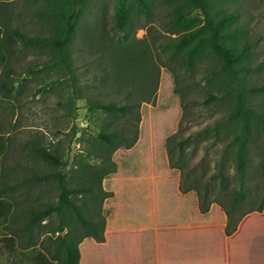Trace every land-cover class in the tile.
<instances>
[{
    "label": "rangeland",
    "instance_id": "1",
    "mask_svg": "<svg viewBox=\"0 0 264 264\" xmlns=\"http://www.w3.org/2000/svg\"><path fill=\"white\" fill-rule=\"evenodd\" d=\"M59 3L67 7L61 16L65 20L81 9L80 0ZM123 3L129 7L133 23L120 29L117 13ZM137 3L139 0H90L69 45L67 60L71 64H63L53 60L48 47H25L20 41L11 46L7 41L15 28L31 36L55 33L56 20L48 23V17L39 13L49 9V1L0 0V21L10 20L12 28L0 26L1 236L7 231L3 224L13 220L7 211L14 203L32 210L57 201V180L39 183L34 175L67 171L69 186L79 187L85 180L78 171L95 176L92 172L102 165L98 159L102 155H110L112 172L121 176H173L181 190L195 182L201 193L203 221L223 224L220 228L214 225V234L225 231L232 235L239 227L264 225V132L255 124L249 127L251 140L246 144L241 185L235 140L241 127L231 118L241 92L247 107L264 114V91L257 92L264 87V0L216 2L221 15L235 17L227 22L228 45L246 49L239 83L231 82L221 71V63L210 55L204 53L190 69L181 59L182 53L174 54L173 46L167 45L195 29L191 25L204 24L199 10L186 17L188 22L177 23L184 11L179 1L148 0L149 14ZM172 30L179 32L171 34ZM6 81L15 85L11 92L2 87ZM96 102L127 105L129 110L109 113L91 107ZM100 132L119 133L126 140L111 149L100 142ZM35 145L60 155L67 165L53 168L34 157ZM160 181L155 183L160 185ZM102 182L101 187L90 182L98 195L95 211L103 200L98 193L103 191ZM240 190L244 196L234 205ZM76 199L85 200L86 194L76 195ZM85 216L90 217L87 212ZM72 217L78 226L75 215ZM229 246L231 264H240L239 242L232 240ZM215 264H221L220 260Z\"/></svg>",
    "mask_w": 264,
    "mask_h": 264
},
{
    "label": "crops",
    "instance_id": "2",
    "mask_svg": "<svg viewBox=\"0 0 264 264\" xmlns=\"http://www.w3.org/2000/svg\"><path fill=\"white\" fill-rule=\"evenodd\" d=\"M112 173L104 177L103 191L98 192L103 200L94 215L96 234L83 230L80 264H215L218 260L231 264L232 240L242 249L240 264H264L263 223L239 227L232 235L214 234V225L223 224L203 221L195 182L181 190L173 176ZM159 179L160 185L155 183ZM170 201L174 203L169 207ZM26 210L14 203L7 211L13 220L3 224L7 231L0 235V264H58L62 252L55 242L58 233L48 238L39 230L28 234ZM45 241L49 243L44 246Z\"/></svg>",
    "mask_w": 264,
    "mask_h": 264
},
{
    "label": "trees",
    "instance_id": "3",
    "mask_svg": "<svg viewBox=\"0 0 264 264\" xmlns=\"http://www.w3.org/2000/svg\"><path fill=\"white\" fill-rule=\"evenodd\" d=\"M49 9L39 11L40 14L48 17V23H51V19L56 20L52 30L55 33L51 35H29L23 32L19 28L13 29V35L7 37V41L11 46L17 41L25 47H48L52 50L53 60L59 61L63 64H71L69 59L70 44L74 41V35L77 31V25L83 15V8L86 7L90 0H80L81 9L78 13L70 15L66 20L62 19L61 16L64 13L66 5L59 3L60 0H48ZM57 1L56 3H54ZM180 2V6L184 7V11L181 15L176 18L177 23L188 22L187 16L192 14L193 11L199 10L203 16L204 24L199 26L197 24L191 25L190 28H195L191 31H187L180 37H175L172 41L168 42V46H173V53H182V60L188 68L193 69L197 61L203 56L208 54L212 58L211 60L221 63V71H225L231 82H241L239 73L245 69L242 67V62L246 56V49L238 50L235 45L229 46L228 35L229 30L227 22L235 20L233 14L229 16L221 15V11L217 7V1L219 0H175ZM225 1V0H224ZM123 7H120L117 13V22L120 29L131 27L132 16L131 11L125 3ZM138 8L145 14H149L148 0H139L137 3ZM188 8V11H186ZM137 15V14H136ZM232 17V18H231ZM77 18V19H75ZM75 19V20H74ZM10 20L3 22L0 21V26L6 29H12ZM185 28V27H182ZM180 29V27H179ZM186 29V28H185ZM187 30V29H186ZM178 31L172 30L171 34H176ZM231 34L233 32L231 31ZM49 66V63H46ZM69 69L71 70L70 66ZM30 72H34V69H30ZM2 87L8 92H11L15 85H9V83L3 82ZM264 91V87L257 92ZM91 107L107 111L109 113H120L124 114L129 110L127 105H119L116 103H101L96 102ZM232 119H235L239 127H241V133H239L235 140L238 143V162L237 171L239 175L238 183L243 185L244 175L246 169V144L251 140L250 126L255 124L260 126L264 132V114H260L257 111L246 106L245 96L241 92L238 98L237 106L232 113ZM99 140L111 149L117 147L118 142H124L126 140L125 135L115 132H100ZM33 156L42 160L46 164L57 168L60 166H66L67 162L62 159L58 154L53 153L47 147L42 145H35L33 147ZM98 159L102 160V165L99 168H95L94 175L88 176L86 171H78L79 177H83L85 182L84 185L79 187H70L68 178L70 173L67 171H53L43 175H34L33 178L39 183L48 182L52 179L57 180L60 189L59 197L56 202L41 206L40 208L26 210V232L28 234H34L35 230H39L42 234H50L52 236L58 233L55 240L57 248L61 250V255L58 264H80L81 253L79 249L80 241L83 238V230L87 234L97 232V226L94 215L96 211L93 204H97L98 195L95 193L93 184L101 187V182L104 177L114 171V164H110V155L104 157V155L98 156ZM81 170V168H80ZM77 173V174H78ZM33 178L31 180H33ZM93 183V184H90ZM101 189V188H100ZM86 194L85 200H77L76 195ZM244 196L243 190L237 193L236 201ZM89 213L90 217L86 218L85 213ZM75 215L78 226H74L73 221ZM44 221L45 224L42 225ZM48 222L49 225H48ZM75 222V221H74ZM96 226V227H95ZM65 235L62 232L66 231ZM231 232V231H229ZM231 234V233H229ZM33 239V235L28 238ZM52 255V253H50ZM53 256V255H52Z\"/></svg>",
    "mask_w": 264,
    "mask_h": 264
}]
</instances>
